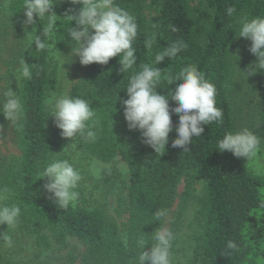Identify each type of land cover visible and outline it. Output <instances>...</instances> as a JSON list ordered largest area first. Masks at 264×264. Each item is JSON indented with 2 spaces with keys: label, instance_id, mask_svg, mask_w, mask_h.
Here are the masks:
<instances>
[{
  "label": "trees",
  "instance_id": "obj_1",
  "mask_svg": "<svg viewBox=\"0 0 264 264\" xmlns=\"http://www.w3.org/2000/svg\"><path fill=\"white\" fill-rule=\"evenodd\" d=\"M136 19V65L120 71L119 55L106 65L90 64L68 96L89 102L97 115L95 142L74 137L83 154L103 164L126 167V180L121 183L123 196L117 198L115 215L93 206L83 194L81 184L75 191L78 199L60 208L43 190L47 182L44 168L54 159H68L60 143L49 130L50 112L46 101L58 86V67L47 49L29 47V34L48 28V18L25 26L22 21L23 0H0V97L10 88L23 104V117L15 122L0 115V140L7 135L17 154L0 151V189L7 188L6 200L17 204L21 215L15 228L0 225V231L12 236V246L0 241V264H49L39 255L53 248L65 250L68 239L84 246L81 254L67 252L60 264H138L137 237L150 235L164 227L174 234L171 246L172 264H264V178L252 173L240 158L218 152L217 142L226 132L238 131L245 115L252 124L264 128V92L256 102V86L242 91L237 77L234 48L244 40L239 35V19L264 16V0H115ZM235 12L229 16L228 7ZM80 4L57 0L52 11L58 16L50 36L41 37L56 45L62 53L73 48L67 27L74 23L65 17L71 8L75 14ZM169 25L177 28L172 32ZM153 33L156 42L151 51L144 41ZM177 39L188 47L174 58L156 65L162 70L157 86L167 94L163 77L175 76L181 68L195 65L215 85L216 106L222 119L204 125L201 137H194L189 151L171 147L175 131L169 134L164 153H155L142 142L140 132L129 131L123 117L121 99H126L128 79L142 64H153L157 53ZM24 58L32 68L30 80L20 78L17 69ZM246 96V100H245ZM117 98V100H116ZM236 98L239 101H236ZM116 101V103H115ZM246 101L249 110L241 103ZM253 102V105H251ZM170 107L175 106L169 101ZM173 128L178 116L172 115ZM70 161V160H69ZM183 185L181 193L178 187ZM176 205L175 210H173ZM166 209L162 220L154 219L157 210ZM185 234H181L182 230ZM127 237V239H125ZM25 241L31 243L35 259H17ZM236 244L228 249L227 243ZM150 247V245L146 246Z\"/></svg>",
  "mask_w": 264,
  "mask_h": 264
},
{
  "label": "clouds",
  "instance_id": "obj_2",
  "mask_svg": "<svg viewBox=\"0 0 264 264\" xmlns=\"http://www.w3.org/2000/svg\"><path fill=\"white\" fill-rule=\"evenodd\" d=\"M57 0H23L22 9L25 19L22 24H38L39 20L48 18V28L38 34L35 27L29 34V47L35 45L36 50L55 49V54L61 60L64 56L56 45L46 43L41 37L50 36L57 15L52 11ZM71 4H80L81 7L75 14L69 8L65 17L74 23V27H67V36L72 44L71 56L78 57L82 66L90 64L106 65L109 60L119 55L120 71L134 69L136 63V48L133 42L137 38L138 25L136 19L127 10L115 3V0H69ZM227 14L235 12L234 7H228ZM239 35L251 42L249 52L255 57V62L244 71H239L244 76L264 72V16L249 18L243 16L239 19ZM172 32H176L174 25H169ZM156 42L153 33L144 41L146 49L151 51ZM188 47L183 40L177 39L157 53L153 64H142L140 70L133 71L128 79L126 99H121L123 117L129 131L140 132L142 142L152 148L155 153H164L169 143V134L175 131V139L171 147L189 151L188 147L194 137H201L204 125L219 122L222 119V110L216 106L217 90L195 65L181 68L175 76L163 77L168 85L167 94H160L157 90L162 79V70L156 65L164 62L165 58H174L178 53ZM235 61L239 59L238 55ZM64 65L63 63L61 66ZM20 78L30 80L32 68L22 58L17 69ZM117 100V98H116ZM169 101H174L175 106L170 107ZM116 103V101H115ZM53 123L60 130L62 138L72 139L80 137L86 142H95L97 115L89 102L67 95L52 93L46 101ZM178 116V121L173 128L172 115ZM0 115L7 121H19L23 113V104L17 92L8 88L0 97ZM2 126V125H0ZM261 137L248 128L234 132H226L217 142L218 152H228L237 158L252 160L257 156L262 147ZM68 147L75 151L76 144ZM67 147V148H68ZM75 159V157H73ZM43 178L47 182L43 190L51 194V198L60 208H67L78 199L79 193L75 191L82 180L80 171L68 159H54L43 170ZM96 175L99 176V170ZM9 190L0 189V200H6ZM21 215V208L17 204L0 203V225L15 228ZM167 215L166 209L157 210L154 219L162 220ZM127 239V237H125ZM174 239L173 232L158 226L150 235L143 232L136 239V246L140 250L138 264H172L171 246ZM0 241L4 245L12 246V236L7 231H0ZM150 245V247H146ZM228 249H235L236 244L229 241Z\"/></svg>",
  "mask_w": 264,
  "mask_h": 264
},
{
  "label": "rangeland",
  "instance_id": "obj_3",
  "mask_svg": "<svg viewBox=\"0 0 264 264\" xmlns=\"http://www.w3.org/2000/svg\"><path fill=\"white\" fill-rule=\"evenodd\" d=\"M251 42L249 40L239 41L235 48L234 53L238 55L237 68L240 71H244L250 64L255 62V57L249 52ZM72 48L62 52L64 56L61 60L58 56L53 53L51 54L52 59L58 67V86L56 90L57 95H67L71 87L78 82L83 76L86 66H82L79 63L78 57L71 56ZM64 64L61 66V64ZM237 69L238 82L240 83L241 89L244 91L248 90V87L253 85L257 88L254 91L253 99L254 102L263 95L264 92V72H257L255 75L244 76L243 73ZM246 100V96H245ZM238 102L239 99L236 98ZM243 102V101H242ZM244 105L246 110H249V105H246V101L240 105ZM253 105V102L252 104ZM49 130L53 136L60 143L63 151L69 157L71 163L77 168L82 176V180L79 182L82 186L83 194L86 199H89L93 206L104 208L110 215L116 217L115 208L117 198L123 196V190L121 183L126 180V167L122 162H118L116 166L103 164L95 159L86 157L81 148L76 144L75 139L62 138L60 130L57 129L53 123V117L49 119ZM248 128L254 133L258 134L261 139H264V128L258 125L252 124L248 116L245 115L241 120L238 129ZM72 143L76 144L75 151L80 152L78 156L72 151L71 147H68ZM68 147V148H67ZM0 151L5 155L17 154L13 144L6 135L4 139L0 140ZM75 157V159L73 158ZM240 160L247 166V168L254 174L262 176L264 178V141H262V147L259 153L252 160H246L240 158ZM99 170V176L96 175ZM183 185L178 187V193H181ZM176 205L173 210H175ZM171 215L167 216L164 227H168L169 219ZM118 223L122 224L125 222L124 218H117ZM186 230H182L181 234H185ZM67 248L60 250L53 248L50 252L39 255L41 261H47L49 264H60L59 258L63 257L67 252L73 251L75 254H81L84 251V246L81 245L76 239H68ZM23 251L17 257L21 262H28L35 259V253L31 247L29 241H25L23 245Z\"/></svg>",
  "mask_w": 264,
  "mask_h": 264
}]
</instances>
